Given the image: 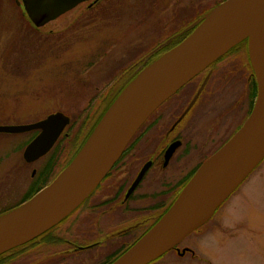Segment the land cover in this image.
<instances>
[{
    "label": "rangeland",
    "instance_id": "rangeland-1",
    "mask_svg": "<svg viewBox=\"0 0 264 264\" xmlns=\"http://www.w3.org/2000/svg\"><path fill=\"white\" fill-rule=\"evenodd\" d=\"M219 1L100 0L86 11L79 5L65 12L55 23L65 26L68 22V27L52 33L47 26L40 35L43 41L20 34L15 48L10 44L16 26L8 22L4 12L16 10L12 4L1 8L0 122L31 123L57 111L72 120L51 151L31 163L23 153L35 131L0 133V216L18 206L36 186L35 177L56 146L61 149L58 155H62L54 175L62 171L102 112L143 65V58L155 52L160 42L181 36L189 21ZM244 61L246 56L242 54L239 61L216 70V77L226 78L235 69V75L232 72L227 78V91L221 93H227L226 97L211 102L210 96L203 94L195 108L197 113L211 102L213 114L226 118L225 125L233 118L236 123L242 118L251 99L247 95L250 67ZM216 84L217 80L213 86ZM108 89L113 93L105 98ZM232 101L235 106L231 108ZM82 225L87 228L89 222ZM182 246L189 250L184 258L170 253L154 264H264V160L208 224L183 239ZM103 250L105 256L115 249L107 246ZM95 254L94 260L99 261L100 256Z\"/></svg>",
    "mask_w": 264,
    "mask_h": 264
},
{
    "label": "water",
    "instance_id": "water-1",
    "mask_svg": "<svg viewBox=\"0 0 264 264\" xmlns=\"http://www.w3.org/2000/svg\"><path fill=\"white\" fill-rule=\"evenodd\" d=\"M84 1L88 0H23L37 25L46 24ZM190 28L192 31L183 40L145 63L122 88L51 183L0 216V255L35 239L71 215L100 184L152 113L242 42L248 44L258 88L250 116L201 164L165 213L111 264H151L176 248L209 221L264 160V0H225L181 33ZM173 40L172 37L168 44ZM70 122V116L58 111L34 123L0 126V132L40 129L23 153L31 163L51 151ZM175 147L171 146L167 155ZM234 158L238 160L233 164Z\"/></svg>",
    "mask_w": 264,
    "mask_h": 264
},
{
    "label": "flooded vegetation",
    "instance_id": "flooded-vegetation-1",
    "mask_svg": "<svg viewBox=\"0 0 264 264\" xmlns=\"http://www.w3.org/2000/svg\"><path fill=\"white\" fill-rule=\"evenodd\" d=\"M99 1L88 0L77 6L80 5L86 11ZM9 4H12L16 10V12H12L13 10L4 12L9 16L8 22L16 26L10 44L13 48L20 34H30L31 38L43 41L40 35L47 26L50 32L56 33L69 25L68 22L65 26L55 23L64 13L44 25H37L26 11L23 0H0V9ZM0 13L3 14L2 11ZM243 47L247 45L244 44ZM242 50L233 51L201 72L145 121L100 184L53 230V235L60 238L57 239L58 241L54 238L56 242H51L52 240L45 237L31 240L24 246L23 251L13 250L0 255V264H103L151 227L172 204L200 165L233 136L252 110L254 103L249 101L242 118L237 123L236 118H233L228 125H225L226 118H222L221 114H213V107L210 105L212 101L226 97L227 93H221L227 88L225 87V84H228L227 78L231 77L232 72V76L235 75L234 69L229 71V77H216L214 75L216 70L231 62L239 61L242 54L247 60L243 63H248L250 67L247 90V95L250 97L254 72L247 49L245 48V52ZM146 61L147 59L143 58L142 64ZM216 80L217 84L213 86ZM234 89L235 87L228 88V91ZM109 92L110 90L105 91V98H109L113 93L109 94ZM203 94H208L211 102L205 101L204 103H209L197 113L195 108L202 102ZM231 103L232 108L235 106V101ZM204 118H207L205 122H203ZM233 122L235 125L231 126ZM25 124L29 123L0 122V126ZM198 126H203V129L198 130ZM32 132L34 138L40 129H34ZM173 145L176 147L169 156L168 149ZM216 145L219 147L212 150ZM141 174L140 180L136 183ZM84 221L89 222L87 228L82 225ZM116 244L121 246H114ZM182 245L183 242L171 251V254L184 258L189 250ZM107 246L115 250L104 256L101 252H104L103 247ZM95 251L100 256L99 261L94 260Z\"/></svg>",
    "mask_w": 264,
    "mask_h": 264
},
{
    "label": "trees",
    "instance_id": "trees-1",
    "mask_svg": "<svg viewBox=\"0 0 264 264\" xmlns=\"http://www.w3.org/2000/svg\"><path fill=\"white\" fill-rule=\"evenodd\" d=\"M220 3V2H219ZM207 11H205V13H206ZM196 17V18H195ZM194 17V19L193 20H191V21H189V23H188V26H191V24L193 23V22H195L196 20H198L200 17H199V15H196ZM188 26H186L184 29H186ZM192 31V29L190 28L189 29V31H185L181 36H179V37H177V38H175L171 43H169V44H166V46L164 45L163 47H161V48H159L158 50H157V52L154 54V56H158L159 54H161V53H163V52H165L166 50H168V49H170V48H172L173 46H175L176 44H178L182 39H184L190 32ZM165 43V41H162V42H160L158 45H162V44H164ZM244 44H246V42H242V43H240L239 45H237V46H235L233 49H231L230 50V52H228V53H226V55L225 56H223V58H225V57H227L230 53H232L233 51H238V50H242V48H244L243 47V45ZM246 49H247V47H245ZM245 48H244V50H242V52H245ZM153 60V58L151 57V58H149L145 63H148V62H150V61H152ZM145 63L139 68V70L137 71V73L140 71V69L145 65ZM133 66V65H132ZM125 73V72H124ZM124 73H123V75H124ZM121 74V73H120ZM135 75V74H134ZM133 75V76H134ZM119 77V76H118ZM117 77V78H118ZM117 78H115L114 80H116ZM114 80L112 81V84L114 83ZM119 80V79H118ZM116 83H117V80L115 81ZM120 81H118V83H119ZM117 83V84H118ZM127 84V83H126ZM116 85V84H115ZM251 89H250V97H251V99H250V102L253 104L254 103V101H255V98H256V95H257V82H256V79H255V77L253 78V81L251 82ZM122 90V89H121ZM120 90V91H121ZM119 91V92H120ZM252 104H251V107H252ZM79 148V147H78ZM53 151H55V152H53L52 153V155H50L49 156V159L47 160V162L44 164V166L40 169V173H39V175H37L36 177H35V179H36V181H37V184H36V186L31 190V192H29L25 197H24V199L18 204V205H20V204H22V203H24L25 201H27V200H29L30 198H32L38 191H40L42 188H44L46 185H48L54 178H55V176L58 174H56V175H54L55 174V172H56V169H57V167H58V165L60 164V156L62 155H58V153H60V151H61V149L59 148L58 149V147L56 146L55 148H54V150ZM77 151V150H76ZM76 154V152H74V153H71V155L69 156V157H73L74 155ZM60 157V158H59ZM69 160H71V158L70 159H68V161L65 163V164H63V166L65 167L68 163H69ZM63 167V168H64ZM62 168V169H63ZM65 219H67V218H65ZM64 219V220H65ZM63 220V221H64ZM61 223V222H60ZM59 223V224H60ZM59 224H57V225H59ZM57 225H55L54 227H52L51 229H49V230H47V231H45L43 234H41V235H39L38 237H36L35 239H38V238H41V237H45V238H47V239H49V240H52L51 242H56V241H58L57 239H60V238H58V237H55L54 235H53V230L55 229V228H57L58 226ZM149 229V228H148ZM148 229H146L141 235H139L134 241H132L131 243H129L123 250H121L119 253H117V254H115V255H113V256H111V257H109L107 260H106V262L105 263H103V264H111L117 257H119L125 250H127L134 242H136V240L140 237V236H142ZM54 238H56V241H55V239ZM65 239V238H64ZM34 240V239H33ZM32 240V241H33ZM31 242V241H30ZM27 243H29V242H27ZM27 243H25V244H23V245H20V246H17V247H15V248H13V249H11V250H9V251H13V250H20V251H23L24 250V246L27 244ZM49 246H51L52 247V245H49ZM47 249V248H46ZM51 249H53V248H51ZM9 251H7V252H9ZM7 252H5V253H7ZM5 253H2L1 255H3V254H5Z\"/></svg>",
    "mask_w": 264,
    "mask_h": 264
},
{
    "label": "bare ground",
    "instance_id": "bare-ground-1",
    "mask_svg": "<svg viewBox=\"0 0 264 264\" xmlns=\"http://www.w3.org/2000/svg\"><path fill=\"white\" fill-rule=\"evenodd\" d=\"M237 160H238V159H235V158H234V159L232 160V163H233V164L236 163Z\"/></svg>",
    "mask_w": 264,
    "mask_h": 264
}]
</instances>
